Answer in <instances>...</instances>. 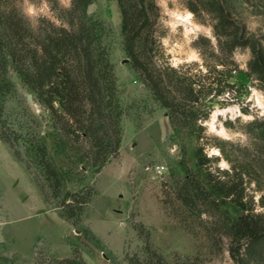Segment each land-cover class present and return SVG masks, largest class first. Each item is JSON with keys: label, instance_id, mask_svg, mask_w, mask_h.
I'll use <instances>...</instances> for the list:
<instances>
[{"label": "rangeland", "instance_id": "1", "mask_svg": "<svg viewBox=\"0 0 264 264\" xmlns=\"http://www.w3.org/2000/svg\"><path fill=\"white\" fill-rule=\"evenodd\" d=\"M3 2L33 26L41 17L58 22L49 0ZM56 2L61 8L70 4ZM216 2L264 51L262 0H157L156 62L190 78L198 98L186 103L192 117L173 126L125 54L116 1H90L87 15L101 24L121 107L119 154L98 173L73 149L71 136H58L55 118L6 58L5 72L0 71V130L23 154L38 136L63 183L59 197L47 201L35 181L38 170H28L0 137V264H62L54 261L74 249L85 264H145L147 248L167 264H254L245 259L242 241H231L221 228L244 210L211 184L242 183L244 208L264 215V88L247 75L249 46L235 47L230 58L220 52L213 33ZM198 146L208 158L202 168ZM187 175L207 192L188 205L175 197ZM89 187L94 194L73 225L57 205ZM257 220L264 223L262 216Z\"/></svg>", "mask_w": 264, "mask_h": 264}, {"label": "trees", "instance_id": "2", "mask_svg": "<svg viewBox=\"0 0 264 264\" xmlns=\"http://www.w3.org/2000/svg\"><path fill=\"white\" fill-rule=\"evenodd\" d=\"M3 1L0 0V71L5 72L8 57L36 100L55 118L53 127L58 136H71L77 145L73 149L96 173L100 172L111 158L119 154L121 107L113 67L102 41L101 24L87 15L91 0H70L67 8L59 7L56 0H49L57 10L58 22L41 17L36 26L31 25L21 13L7 8ZM115 1L121 15L123 49L132 69L167 109L173 126L181 118L192 117L186 114L185 107L187 102L198 100L194 82L169 64H157L155 59L160 18L157 0ZM211 6L216 13L213 33L221 44L220 52L230 58L235 47L249 46L251 59L247 75L254 77L264 88V51L246 34L244 26L232 25L230 14L217 2ZM0 137L28 170L33 167L38 170L39 177H35V181L45 199L58 198L63 176L52 164L47 146L38 136L25 144V154L2 130ZM195 154L197 166L202 168L208 161L202 147L198 146ZM224 173L230 177L227 171ZM211 185L215 193L232 197L231 201L244 210L243 214L234 219L229 217L226 223L221 224L224 234L231 241H242L246 260L264 264V223L257 220L264 215L253 214L244 208L242 197L245 188L242 183L237 187L234 181L224 179ZM206 193L187 175L182 178L175 197L188 205ZM93 194L94 190L89 187L67 195L57 205L61 209V217L73 225L78 224ZM206 201L209 205L218 206L215 200L207 198ZM231 255L237 263L242 262V258H236L233 252ZM54 262L85 264L76 249L70 257ZM145 264L167 263L160 254L147 248Z\"/></svg>", "mask_w": 264, "mask_h": 264}]
</instances>
